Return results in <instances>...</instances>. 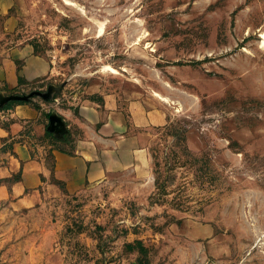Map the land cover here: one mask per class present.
Masks as SVG:
<instances>
[{
    "label": "rangeland",
    "instance_id": "rangeland-1",
    "mask_svg": "<svg viewBox=\"0 0 264 264\" xmlns=\"http://www.w3.org/2000/svg\"><path fill=\"white\" fill-rule=\"evenodd\" d=\"M11 1L50 61L47 108L98 90L171 106L143 169L0 200V264H264V0Z\"/></svg>",
    "mask_w": 264,
    "mask_h": 264
},
{
    "label": "crops",
    "instance_id": "crops-1",
    "mask_svg": "<svg viewBox=\"0 0 264 264\" xmlns=\"http://www.w3.org/2000/svg\"><path fill=\"white\" fill-rule=\"evenodd\" d=\"M19 27L12 1L0 0L2 94L43 90L50 79L49 59L35 52ZM96 92L55 109L44 100L0 107V200L29 209L146 167L150 129L166 125L170 103Z\"/></svg>",
    "mask_w": 264,
    "mask_h": 264
},
{
    "label": "water",
    "instance_id": "water-1",
    "mask_svg": "<svg viewBox=\"0 0 264 264\" xmlns=\"http://www.w3.org/2000/svg\"><path fill=\"white\" fill-rule=\"evenodd\" d=\"M54 89L52 85H48L46 88V91H40V90H31L28 93L24 94H17V93H11V94H2L0 92V107L5 105L9 101H27L33 96H39L42 99H48L51 95V90ZM51 120H56V117L51 115Z\"/></svg>",
    "mask_w": 264,
    "mask_h": 264
},
{
    "label": "bare ground",
    "instance_id": "bare-ground-1",
    "mask_svg": "<svg viewBox=\"0 0 264 264\" xmlns=\"http://www.w3.org/2000/svg\"><path fill=\"white\" fill-rule=\"evenodd\" d=\"M101 27H102V25H101ZM98 29V28H97ZM101 30V31H100ZM99 33H101L102 32V29H99ZM260 36L262 37V40H261V43L263 44L264 43V31H262L261 33H260Z\"/></svg>",
    "mask_w": 264,
    "mask_h": 264
},
{
    "label": "trees",
    "instance_id": "trees-1",
    "mask_svg": "<svg viewBox=\"0 0 264 264\" xmlns=\"http://www.w3.org/2000/svg\"><path fill=\"white\" fill-rule=\"evenodd\" d=\"M44 101H48L47 99H45ZM10 102H18V103H21V102H24V101H10ZM9 102V103H10ZM28 102H31V100L29 99ZM4 108V107H3Z\"/></svg>",
    "mask_w": 264,
    "mask_h": 264
}]
</instances>
